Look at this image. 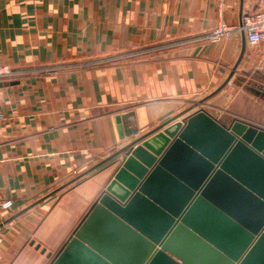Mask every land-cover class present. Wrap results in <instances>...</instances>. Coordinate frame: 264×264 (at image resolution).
<instances>
[{
    "label": "crops",
    "instance_id": "0c3cea01",
    "mask_svg": "<svg viewBox=\"0 0 264 264\" xmlns=\"http://www.w3.org/2000/svg\"><path fill=\"white\" fill-rule=\"evenodd\" d=\"M246 3L0 0V65L16 72L0 88V203L13 202L0 209V264H48L109 177L95 166L125 142L117 114L133 111L140 132L200 108L264 128L249 114L264 109L249 46L234 69L241 38H206Z\"/></svg>",
    "mask_w": 264,
    "mask_h": 264
},
{
    "label": "water",
    "instance_id": "95a60500",
    "mask_svg": "<svg viewBox=\"0 0 264 264\" xmlns=\"http://www.w3.org/2000/svg\"><path fill=\"white\" fill-rule=\"evenodd\" d=\"M248 90L264 100V85ZM178 117L140 132L133 111L115 116L125 142L95 166L109 177L48 264H264V128Z\"/></svg>",
    "mask_w": 264,
    "mask_h": 264
},
{
    "label": "built area",
    "instance_id": "2783aa9c",
    "mask_svg": "<svg viewBox=\"0 0 264 264\" xmlns=\"http://www.w3.org/2000/svg\"><path fill=\"white\" fill-rule=\"evenodd\" d=\"M218 7L224 6L225 0H213ZM245 37L246 44L250 47H261L264 51V0H247L246 9L241 13L235 23L220 20L207 34L206 38L211 43H220L230 38ZM16 72L7 65H0V82L8 83L14 80ZM2 114L0 113V118ZM10 199L0 203L4 212L12 208Z\"/></svg>",
    "mask_w": 264,
    "mask_h": 264
},
{
    "label": "rangeland",
    "instance_id": "374dc122",
    "mask_svg": "<svg viewBox=\"0 0 264 264\" xmlns=\"http://www.w3.org/2000/svg\"><path fill=\"white\" fill-rule=\"evenodd\" d=\"M246 53L247 60L245 73H248V75H250V79L248 80L249 86H258L260 83L264 85V51L261 47L249 46ZM253 95L254 94L252 93V96ZM258 100V102L264 106V100L260 97ZM249 114L251 115V117L264 119V109L251 108L249 110Z\"/></svg>",
    "mask_w": 264,
    "mask_h": 264
}]
</instances>
